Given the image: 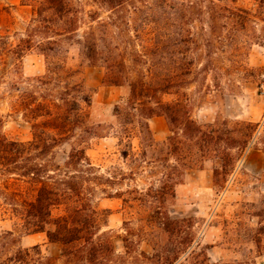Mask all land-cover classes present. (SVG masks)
<instances>
[{
  "label": "rangeland",
  "instance_id": "obj_1",
  "mask_svg": "<svg viewBox=\"0 0 264 264\" xmlns=\"http://www.w3.org/2000/svg\"><path fill=\"white\" fill-rule=\"evenodd\" d=\"M40 2L0 0V35L3 36L0 40L3 48L0 55V118L3 134L9 140L28 144L35 137L34 123L41 124L47 138L55 132H65L64 140L48 156L61 166H64L73 148H85L94 166L83 173L92 177L85 184L88 187L86 192L100 210L101 232L111 238L119 255H127L124 238L132 251L128 256L131 260L141 250L149 254L161 252L168 236L163 231L160 217L168 213L174 219L191 218L188 229L195 237L194 247L173 264H264V152L260 149V132L247 148L235 150L238 154L236 167L224 186L221 180L214 183L216 162L205 160L202 167L210 171V176L204 172L201 177H194L192 192L176 193L175 198L161 205L155 197L146 193L156 190L170 171L169 164L177 162L170 154V146L161 144L155 147L149 140L143 139L139 123L140 106L127 104L129 87L105 85V26L101 30L97 27L98 22H105L113 13L96 0H70L73 8L69 18L77 21V33L68 35L64 31V36H60L45 32L33 37L35 44L44 41L46 36L62 41L50 60L54 62L51 67L55 73L48 74L46 58L35 46L25 51L21 61L9 51L11 44L19 43L21 36L27 37L31 26L39 24L34 18ZM225 2L252 13L253 23L245 32L251 44L243 50L244 58L235 59L241 58L243 64L257 70V75H263L264 46L255 42L261 40L264 44V6H260L258 0ZM192 26L193 31L201 36L202 24L195 21ZM111 28L117 30L116 27ZM92 30L97 55L100 56L96 65H93V59L87 57L83 47L85 36ZM223 34L227 31L224 30ZM203 43L201 38L200 48L194 51V73L181 89L186 93L183 98L187 100L191 117L202 127L212 130L223 128L225 120L230 124L238 120L262 124L264 94L256 80L243 68L230 66L228 53L223 52L218 43L210 59L221 73L216 74L212 69L204 72L202 68L208 64V57L204 56ZM127 69L129 77L136 78L131 56ZM49 76L51 81L47 84L39 81V77ZM29 93L35 94L39 100L49 101L55 116L66 112L63 98L69 101L70 108L77 101L80 105L79 122L73 124L77 116L72 115L68 121L63 116L58 122L68 123L67 128L71 127V130L56 131L52 128L51 116L37 119L27 116L25 104ZM84 94L90 97V104L82 100ZM162 99L175 101L178 95L173 91ZM151 132L153 134L152 129ZM170 134L169 131L167 137ZM167 137L158 142H164ZM76 169L86 170L82 165ZM196 170L200 168L189 169L185 175ZM15 172H21V169ZM110 177L121 182L111 184L106 180ZM117 191L121 192L122 198L110 197ZM35 194L36 185L27 179L13 172L0 174V264L17 250L35 246L44 256L61 261L59 243L50 242L45 232H33L25 226L24 212ZM139 194H142L141 200L136 199ZM159 206L163 215L157 212ZM61 213L63 207L53 209L54 216ZM255 236L261 238L260 248L253 241ZM213 246L220 249L210 251ZM219 251L223 257L212 261L214 252Z\"/></svg>",
  "mask_w": 264,
  "mask_h": 264
},
{
  "label": "trees",
  "instance_id": "obj_2",
  "mask_svg": "<svg viewBox=\"0 0 264 264\" xmlns=\"http://www.w3.org/2000/svg\"><path fill=\"white\" fill-rule=\"evenodd\" d=\"M96 1L113 13L105 22H98L97 27L101 30L105 26V85L129 87L127 104L131 107L136 104L140 106L139 123L143 139L149 140L155 147L161 144L170 146V154L177 162L169 164L171 169L161 180V185L146 195L155 197L161 205H165L169 199L176 197V186L183 183L185 172L192 168L203 169L205 160L216 162L213 169L214 183L221 180L224 186L236 167L238 154L235 150L247 148L257 132H260V149L264 152V122L261 124L238 120L230 124L225 120L223 128L219 130L206 129L191 117L187 100L183 98L186 93L181 90L194 73V51L200 48L202 38L204 56L208 57V64L202 68L204 72L212 69L216 74L221 73L210 59L218 43L223 47V52L228 53L230 66L243 68L256 80L264 94V74L257 75V70L243 64L241 59L245 56L243 50L251 44L245 33L253 23V15L249 10L232 6L225 0ZM258 2L260 6H264V0ZM72 8L70 0H41L34 18L39 24L31 26L27 37L21 36L19 43L11 44L9 51L21 61L25 51L35 46L46 58L48 74L55 73V69L51 67L54 62L50 60L60 48L61 39L46 36L44 41L35 44L33 37L45 32H54L60 36H64V31L68 35L77 33V21L69 18ZM195 21L202 24L199 33L201 36L193 31L192 24ZM111 27H116L117 30H112ZM224 30L227 34H223ZM0 40H3L2 35ZM255 43L264 46L261 40ZM83 47L87 57L93 59L92 63L96 65L100 56L97 55L93 30L85 36ZM2 49L0 46V55ZM130 56L137 72L136 78H130L127 73ZM235 57L241 58L236 60ZM226 71L229 73L228 69ZM39 81L47 84L51 79L50 76L39 77ZM173 91L178 95L177 100L162 99L165 94ZM26 100L27 116L33 119L51 116L52 128L56 131L71 130V127L67 128L68 123L58 122L63 116L67 121L72 115L77 116V121L72 123L75 125L79 122L80 105L77 101L70 108L69 101L63 98L66 112L55 116L49 101L39 100L33 93L27 94ZM82 100L90 104L87 94L82 96ZM117 108L119 110L120 106ZM153 117H164L171 132L162 143L155 140L151 132L149 120ZM33 129L35 137L28 144L9 140L2 132L0 118V174L13 172L36 185L34 199L28 203L24 212L25 226L33 232H45L50 242L59 243L62 258L59 261L57 258L44 256L35 246L32 249L17 250L2 264H173L194 247L195 237L188 229L191 218L174 219L165 213L160 219L168 242L161 252L149 254L141 250L131 260L128 256L132 251L124 238L127 255L117 254L111 238L101 232L100 210L86 192L88 187L85 184L92 177L83 173L94 166L85 148H73L64 166H61L52 162L48 156L64 140L65 132H55L47 138L41 124L34 123ZM32 150L37 152L33 153ZM78 165L86 170H77ZM18 168L21 172H15ZM106 180L111 184L121 182L115 177ZM110 197L122 198V195L117 191ZM136 199L141 200L142 194ZM58 207H63V213L54 216L53 209ZM160 210L161 206L157 212L163 215ZM253 241L258 248L261 247L260 237L255 236ZM203 253L208 260L206 252Z\"/></svg>",
  "mask_w": 264,
  "mask_h": 264
},
{
  "label": "crops",
  "instance_id": "obj_3",
  "mask_svg": "<svg viewBox=\"0 0 264 264\" xmlns=\"http://www.w3.org/2000/svg\"><path fill=\"white\" fill-rule=\"evenodd\" d=\"M149 123H150V128L153 131V136H154L155 140H157V141L163 140L167 137L168 132H169V128H168L167 122L165 121V119L163 117H153L149 120ZM204 172L209 173V176H210V171L205 170V169H200V170L193 171L191 173H186L185 178H184V182L179 184L176 187V193L181 194V193H184L187 191L192 192L193 187H195L192 180L194 179V177H201V175ZM217 249H220V248H217V246H213L209 250L210 251H216ZM210 256H211V254H210ZM222 257H223V254L221 251L214 252V256H212V261H218Z\"/></svg>",
  "mask_w": 264,
  "mask_h": 264
}]
</instances>
